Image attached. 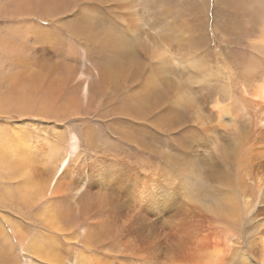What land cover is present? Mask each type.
I'll return each mask as SVG.
<instances>
[{
	"label": "bare ground",
	"instance_id": "bare-ground-1",
	"mask_svg": "<svg viewBox=\"0 0 264 264\" xmlns=\"http://www.w3.org/2000/svg\"><path fill=\"white\" fill-rule=\"evenodd\" d=\"M29 3L57 25L33 21L42 17L32 8L24 17L23 8L16 16L1 7L22 17L0 29V113L74 107L88 122L99 97L95 110L121 141L98 148L88 130L93 153L80 161L74 132L63 157L51 148L40 171L22 131L0 125V168L24 178L25 205L30 197L40 205L34 233L5 218L14 226L7 234L0 223V237L14 235L34 256L24 264H264V0H215L214 33L233 54L216 66L195 55L211 29L209 0H198V24L182 19L192 32L184 60L196 70L185 82L171 75L174 32L153 0ZM207 83L213 88L201 93ZM156 128L178 133L146 141Z\"/></svg>",
	"mask_w": 264,
	"mask_h": 264
},
{
	"label": "rangeland",
	"instance_id": "rangeland-1",
	"mask_svg": "<svg viewBox=\"0 0 264 264\" xmlns=\"http://www.w3.org/2000/svg\"><path fill=\"white\" fill-rule=\"evenodd\" d=\"M29 1L30 0H28L27 6H23V4L19 0H3L2 3H0V29L14 26L19 20V18L22 16H33V14L27 15L30 12L31 8L34 14H39L42 17L41 19H39L35 16L34 18H32L33 21L39 22L41 26H46V28H52L57 25V23L51 25V18L48 15L41 14L35 9L34 6H37L39 8L41 7L40 2H38V4L35 3L32 7ZM95 2L94 4H91L95 6L98 15H102V13H108L106 7L100 6V3ZM153 2L158 8V10L164 13L166 20L170 25V30L174 32L172 33L171 37V47L172 51L176 54V57H178V61L175 64V70L172 72L169 71V73L171 72V75L176 76L182 82H185L186 74H196V70L192 66L187 65V60H184L185 51L188 49V47H186L185 42L187 38L192 35V32L182 25V19L188 17L191 19V17L194 16L192 12L194 9V5L198 3V0H153ZM162 3L167 4V8H170L171 12H166V7L162 6ZM1 7L9 12L14 13L16 16L17 14L15 12H18L20 9L23 8V11L19 12L20 14H22V16H19L15 19L5 17L6 15L4 14L3 9ZM215 9V0H209L208 23L209 28L211 29L206 30L204 39L205 41L201 42L199 48H195V51L197 50L195 53L197 57H200V55L202 56L204 54L208 55L207 59L209 60V64L211 66L218 65V62L224 63L223 56H226V49L224 47L225 43L214 33L213 29L215 25V22L213 21ZM225 13L229 16H236V14L231 8L227 9ZM193 18L189 20L192 21ZM193 21H195V24H198V20L196 21L194 19ZM202 24L205 25L206 23L202 22ZM218 28L220 27L218 26ZM246 35H244L242 39H245ZM80 47L82 48V50H84L83 44H80ZM220 53H223V55ZM228 54L231 55L232 53ZM91 55L93 60L96 59L95 53L92 50L90 52V57ZM232 56L233 54L230 56L231 59L233 58ZM230 57L226 59H230ZM203 86L206 87H201L199 90L201 93L205 94L209 93L211 91V88H213V84L210 83H207L206 85L203 84ZM42 92L43 89L38 91V94L35 96L36 100L39 101L41 98H45ZM98 99L99 97L95 98V102L90 108V110L93 111V114L89 115L91 119L88 122L80 120V117H86V109H81V112L78 113L73 107L72 109H58L47 111L43 114L39 113V115H36L38 111L34 112L32 115H23L21 113L16 112L17 110H19V108L16 111L14 108H12L13 111H10V113H0V125L3 127L1 131L6 132L5 128H7L8 131H11V129L14 127H18V129H20L18 131H22V139H25L26 142L28 141L27 148L31 149L30 152L35 158L33 166L35 165V167L39 168L40 171H43V169L46 168V164L49 163L50 156L53 150L55 152L54 154L57 153L58 158L63 157V155L67 152L69 148L72 134L76 132L81 139V156L79 160L82 161L81 158L87 157L85 155L89 154V150H91L93 153V149L89 146L88 141H86L85 139V135L88 130L95 131L98 138H100L98 141V148H100L101 146L107 147L108 144L112 142L117 143L119 139L121 141L120 133L112 132L115 127L109 129L106 124V118L99 115L98 112L95 110ZM47 114L48 116H45ZM135 122L140 123L141 120L138 119ZM135 127L143 129L141 124H136ZM130 130L133 129L130 128L129 131ZM177 133L178 128L168 130L162 128L150 129V133L147 135L145 140L151 142L161 141V139L163 138L162 136L166 135V140L172 141V135L176 136ZM111 135L115 138H110ZM105 141L107 142L105 143ZM121 150H123V148H121ZM86 163H88V159L86 160ZM82 167L84 166H81V168ZM81 168L79 167L80 170H84L83 168ZM5 171H7V168H0V223L4 225L7 234H13L14 226L9 225L6 219L14 222L17 225V228L22 233L26 232L29 235L30 229L33 230V228L37 227L38 225L37 215L40 206L39 202L36 203L35 198L27 197L29 199V204L25 205L24 200H22L21 198L26 197V195L23 192H19L18 187L19 181H23L24 178L22 176L16 177L14 175H11L10 173H6ZM24 216L30 218L25 219ZM6 237H0V258L2 257L0 259V264H24L26 259L33 258L35 260L32 254L27 253L23 249L22 240L17 239L14 235L13 239L11 236H8L9 238ZM7 241H13L14 246L9 244ZM26 242L28 241H24L23 243Z\"/></svg>",
	"mask_w": 264,
	"mask_h": 264
}]
</instances>
